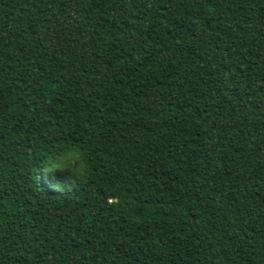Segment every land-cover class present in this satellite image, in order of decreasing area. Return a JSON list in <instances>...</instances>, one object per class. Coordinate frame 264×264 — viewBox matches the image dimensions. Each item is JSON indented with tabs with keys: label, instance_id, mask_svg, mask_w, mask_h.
I'll return each mask as SVG.
<instances>
[{
	"label": "trees",
	"instance_id": "16d2710c",
	"mask_svg": "<svg viewBox=\"0 0 264 264\" xmlns=\"http://www.w3.org/2000/svg\"><path fill=\"white\" fill-rule=\"evenodd\" d=\"M0 264H264V0H0Z\"/></svg>",
	"mask_w": 264,
	"mask_h": 264
},
{
	"label": "clouds",
	"instance_id": "9594fccd",
	"mask_svg": "<svg viewBox=\"0 0 264 264\" xmlns=\"http://www.w3.org/2000/svg\"><path fill=\"white\" fill-rule=\"evenodd\" d=\"M88 168L87 149L75 144H66L58 156L51 160L43 171L46 174H55L57 171L68 172L80 177L87 175Z\"/></svg>",
	"mask_w": 264,
	"mask_h": 264
}]
</instances>
